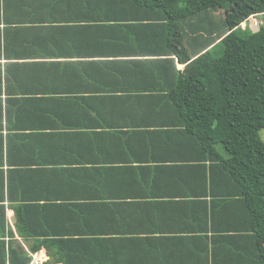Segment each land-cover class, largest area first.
I'll use <instances>...</instances> for the list:
<instances>
[{
    "label": "crops",
    "instance_id": "crops-1",
    "mask_svg": "<svg viewBox=\"0 0 264 264\" xmlns=\"http://www.w3.org/2000/svg\"><path fill=\"white\" fill-rule=\"evenodd\" d=\"M146 13L0 0V264H48L33 247L57 228L85 241L78 264H263L243 204L217 197L236 189L213 161L223 145L177 102L188 43ZM22 206L35 237L17 227Z\"/></svg>",
    "mask_w": 264,
    "mask_h": 264
},
{
    "label": "trees",
    "instance_id": "trees-1",
    "mask_svg": "<svg viewBox=\"0 0 264 264\" xmlns=\"http://www.w3.org/2000/svg\"><path fill=\"white\" fill-rule=\"evenodd\" d=\"M114 1L148 9L142 16L145 21L166 27L170 39L181 33L187 41L191 62L182 70L177 102L185 105L183 113L195 121L199 132L213 134L214 141L223 145L226 156L218 155L213 161L236 189L218 192L217 197L243 204L245 231L263 253L264 264V141L260 136L264 129V0ZM251 18L259 20V31L247 26ZM219 46L223 53L216 58L212 53ZM0 185L5 186L1 171ZM4 201L2 192V216ZM13 209L19 230L25 229L30 237L41 233L31 219L35 208ZM39 214L46 218V209ZM41 227L47 230L49 225L43 220ZM51 233L56 235L38 238L33 250L45 247L48 264H78L74 262L77 248L85 241L63 236L58 228ZM18 256L10 255V264H30L28 255Z\"/></svg>",
    "mask_w": 264,
    "mask_h": 264
},
{
    "label": "rangeland",
    "instance_id": "rangeland-1",
    "mask_svg": "<svg viewBox=\"0 0 264 264\" xmlns=\"http://www.w3.org/2000/svg\"><path fill=\"white\" fill-rule=\"evenodd\" d=\"M220 13H224V11L221 10ZM256 19H257V18H256ZM246 24H247V26H250L251 29L254 30V31H259L260 28H261V27H259V26L251 25V22H247ZM254 24H255V23H254ZM222 53H223V48H222V46H219L216 50H214V52H213L212 54H213V56H215L216 58H219V57L222 55ZM260 136H261L262 140L264 141V129L261 130V132H260Z\"/></svg>",
    "mask_w": 264,
    "mask_h": 264
},
{
    "label": "built area",
    "instance_id": "built-area-1",
    "mask_svg": "<svg viewBox=\"0 0 264 264\" xmlns=\"http://www.w3.org/2000/svg\"><path fill=\"white\" fill-rule=\"evenodd\" d=\"M250 22H251V25H254V26H259V25H260L259 20L256 19V18H251V19H250ZM254 23H255V24H254ZM31 264H40V261H39V259H38V254H35V255L33 256V260H32V262H31Z\"/></svg>",
    "mask_w": 264,
    "mask_h": 264
}]
</instances>
